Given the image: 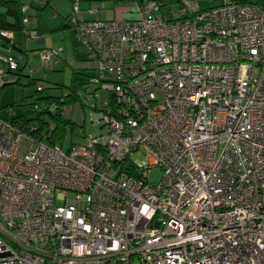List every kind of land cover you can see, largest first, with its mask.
I'll list each match as a JSON object with an SVG mask.
<instances>
[{
	"label": "built area",
	"instance_id": "obj_1",
	"mask_svg": "<svg viewBox=\"0 0 264 264\" xmlns=\"http://www.w3.org/2000/svg\"><path fill=\"white\" fill-rule=\"evenodd\" d=\"M73 1L114 108L66 151L0 119V264H264V0H179L168 20L157 0H122L132 20ZM16 39L0 31V92Z\"/></svg>",
	"mask_w": 264,
	"mask_h": 264
},
{
	"label": "rangeland",
	"instance_id": "obj_2",
	"mask_svg": "<svg viewBox=\"0 0 264 264\" xmlns=\"http://www.w3.org/2000/svg\"><path fill=\"white\" fill-rule=\"evenodd\" d=\"M162 2V11L166 20L172 19L174 11L179 5V0H157ZM223 0H203L202 8H212ZM73 3L70 0H54L56 9L47 12L48 19L64 18L73 12ZM37 4V3H36ZM84 7L96 8L98 15L96 19H136L135 10L128 4L114 5L108 0H91L90 5ZM131 8V9H130ZM116 10V11H115ZM32 10L31 12H33ZM52 11V12H51ZM161 14V12H158ZM116 15V16H114ZM51 26L59 27L56 33H48L46 35V43L51 48L61 53V57L57 65H51L49 68H36L41 63L39 51H34L36 45L32 40H24L25 47L30 49V54L23 55L18 51H14V55L19 61L22 76L19 77V83L4 87L0 92V119L11 121L17 116L25 114V107L20 104L34 106L35 112H39L40 108L35 105L36 94L32 86V79L36 80L38 87H43L44 96H54L56 98L63 97L65 94H76L78 101L76 104L66 106L67 109L65 119L71 120L76 124L73 129L69 124L66 125L64 150L66 151L71 141L78 143L83 141L82 137L98 136L103 132L96 126V120L101 118L102 112L107 104H109V93L101 90L100 86L93 83V78L97 77V66L91 61L86 53H84L81 43H79L73 30L64 29L59 22H51ZM28 56V57H27ZM32 104V105H31ZM36 106V107H35ZM36 108V109H35ZM37 113H28V118H36ZM37 123V122H36ZM60 145V144H59ZM163 172L159 168H153L149 173V182L157 183L162 178Z\"/></svg>",
	"mask_w": 264,
	"mask_h": 264
},
{
	"label": "trees",
	"instance_id": "obj_3",
	"mask_svg": "<svg viewBox=\"0 0 264 264\" xmlns=\"http://www.w3.org/2000/svg\"><path fill=\"white\" fill-rule=\"evenodd\" d=\"M115 5H119L122 0H113ZM26 2H32V0H0V31H14L17 34L16 46L17 50L23 51L21 43L24 39L23 31L26 29V25L23 21L24 14H22L23 4ZM30 16V13H29ZM24 54V51L22 52ZM19 77L22 76V72L19 68ZM96 77L93 78V80ZM19 83V82H18ZM94 83V82H93ZM36 80L32 79V86L34 88V93L36 94L35 105L40 108L39 112H35L34 106L32 109L29 108L30 105L20 104L19 106L25 107L26 112L10 122L16 127L18 126L20 130L30 134L37 141H44L47 145L54 146L60 144L64 147L65 144V133L67 131L66 125L69 124L71 128H74L76 124L71 120L65 119L67 109L66 106L70 104H76L78 97L76 94H65L61 98H56L54 96H44L43 87L37 86ZM100 86V85H99ZM115 102H113V96L109 97V104L107 107L114 108ZM32 105V104H31ZM35 106V107H36ZM54 107V110L52 108ZM36 109V108H35ZM52 110V111H51ZM101 110V112H103ZM37 113L36 118H28V113ZM37 122V123H36ZM87 137L83 136L82 139L85 140ZM81 142V141H80ZM75 144L71 141V145Z\"/></svg>",
	"mask_w": 264,
	"mask_h": 264
},
{
	"label": "crops",
	"instance_id": "obj_4",
	"mask_svg": "<svg viewBox=\"0 0 264 264\" xmlns=\"http://www.w3.org/2000/svg\"><path fill=\"white\" fill-rule=\"evenodd\" d=\"M70 1L72 2V0H70ZM90 1L91 0H87L86 2H84L82 4V7L86 9L87 7H84V6L90 5ZM108 1H111L112 4L115 5L113 0H108ZM119 5L121 6V4H119ZM119 5H117V6H119ZM50 9H52V10L56 9L54 6V0H47V2L45 4H42V3L35 4L34 11L30 13V23L28 24L27 27L29 29L37 31L40 34V38L38 40H36V41L32 40L34 42V44L36 45V49L34 51H39V50L45 49V48H47V49L51 48V45L50 44L48 45L46 43L45 37H46V35H48V33H56V31H58V28H59V27L55 28L54 26H51V22H53V21L59 22L61 24V26H63L65 24L64 29L71 30L70 25H69V19H68V17L70 16V13L68 15H66L64 18L59 17V18H56L55 20H51V19L49 20L48 16H47V12L50 11ZM97 15L98 14H96V16ZM114 16H116V15H114ZM92 19L96 20V17L93 16ZM97 19H99V18H97ZM114 19H116V18H114ZM25 39L28 41L31 40V39L26 38V37H24V39L22 40V43L20 46H22L24 54L22 53L23 51H19V50H16V51H18L20 54L29 56L30 49L25 47V45H24ZM37 67L38 66H35L34 70H36ZM19 68H20V65H19Z\"/></svg>",
	"mask_w": 264,
	"mask_h": 264
},
{
	"label": "water",
	"instance_id": "obj_5",
	"mask_svg": "<svg viewBox=\"0 0 264 264\" xmlns=\"http://www.w3.org/2000/svg\"><path fill=\"white\" fill-rule=\"evenodd\" d=\"M16 50H17V47H16Z\"/></svg>",
	"mask_w": 264,
	"mask_h": 264
}]
</instances>
